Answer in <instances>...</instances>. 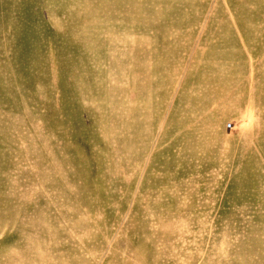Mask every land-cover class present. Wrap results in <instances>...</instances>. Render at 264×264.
<instances>
[{
    "label": "rangeland",
    "instance_id": "obj_1",
    "mask_svg": "<svg viewBox=\"0 0 264 264\" xmlns=\"http://www.w3.org/2000/svg\"><path fill=\"white\" fill-rule=\"evenodd\" d=\"M0 264H264V0H0Z\"/></svg>",
    "mask_w": 264,
    "mask_h": 264
}]
</instances>
